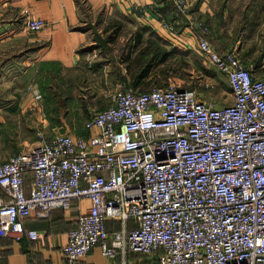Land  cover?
<instances>
[{"label": "built area", "instance_id": "2783aa9c", "mask_svg": "<svg viewBox=\"0 0 264 264\" xmlns=\"http://www.w3.org/2000/svg\"><path fill=\"white\" fill-rule=\"evenodd\" d=\"M170 1L187 14L189 0ZM45 26L26 22L31 32ZM195 28L197 52L226 77L232 103L217 107L172 84H119L81 134L39 133L0 162V237L39 241L25 221L60 209L72 222L63 264L95 247L122 264L128 253L158 264H264V81L235 52H217L203 22ZM110 220L122 229L108 232Z\"/></svg>", "mask_w": 264, "mask_h": 264}, {"label": "crops", "instance_id": "0c3cea01", "mask_svg": "<svg viewBox=\"0 0 264 264\" xmlns=\"http://www.w3.org/2000/svg\"><path fill=\"white\" fill-rule=\"evenodd\" d=\"M189 4L187 14L179 16L166 9L175 8L170 0H0V129L25 102L38 104L35 95L42 100L43 87L65 81L62 74L85 64L100 67L95 57L104 53L102 47L112 45L106 42L111 29L130 25L124 35L132 42L135 22L184 49L196 48L195 24L203 22L209 28L206 38L217 52H235L242 61L253 54L258 70H264V0H189ZM158 14L174 24L175 34L162 27ZM29 18L43 19L46 26L31 32L26 27ZM23 86L28 90L24 100ZM29 185L27 176L25 188ZM69 217L55 209L48 219L26 220L25 228L40 233L39 241L0 237L1 264H63L62 248L72 227ZM117 260L105 258L95 247L77 264H118Z\"/></svg>", "mask_w": 264, "mask_h": 264}, {"label": "rangeland", "instance_id": "374dc122", "mask_svg": "<svg viewBox=\"0 0 264 264\" xmlns=\"http://www.w3.org/2000/svg\"><path fill=\"white\" fill-rule=\"evenodd\" d=\"M133 24L132 33L135 35L139 26L136 22ZM130 29V25L124 26V30H121L123 33L117 37L112 29L108 32L113 34V42L112 45L102 47L104 53H98L95 57L96 61L101 62L100 67L98 63H93L90 67L85 64L77 71L62 74L66 80L55 81L53 90L55 96L51 103L43 96L38 104L34 101L30 105L29 102L28 104L25 102L19 113L15 112V116L0 129V161H5L35 145L39 133L46 138L66 132L73 135L81 134L87 119L109 104L110 96L119 84L139 91L165 88L172 84L177 88L194 91L198 100L212 103L217 107L232 102L226 77L202 59L197 52V45L196 48L194 46L184 49L168 42L166 44L157 42L154 38L151 39L155 44L164 47L173 55L168 57L166 63L158 66L156 64L142 85L134 88L131 85L132 79L127 63L123 62L126 50H131L132 46V42L124 35L126 31L130 32ZM139 48L135 47L134 51L138 52ZM171 48H177L179 53L171 51ZM135 54L133 53L131 58H134ZM252 55L243 59V62L249 67L254 65V76L264 81V70H258L256 58ZM164 69L167 70L166 74L163 73ZM27 92L28 90L23 86V100L27 97ZM117 261L121 264L122 260L118 257ZM145 263L158 264L157 257L137 253L126 254L125 264Z\"/></svg>", "mask_w": 264, "mask_h": 264}, {"label": "trees", "instance_id": "16d2710c", "mask_svg": "<svg viewBox=\"0 0 264 264\" xmlns=\"http://www.w3.org/2000/svg\"><path fill=\"white\" fill-rule=\"evenodd\" d=\"M166 9L170 10L171 12H174L181 15L175 8L172 7V5H167ZM165 16V15H164ZM164 19L166 21L167 17L165 16ZM169 22V21H168ZM116 27V26H114ZM121 26L116 27V30L113 32L115 35L119 34L121 32ZM118 29V30H117ZM145 33L149 34L148 37L144 41V35ZM113 34L109 35L106 39V42H113ZM132 38V46L131 50H126L125 58L123 59V62L127 63V67L129 68V72L131 75V85L136 88L138 86L142 85V82L147 78V76L150 74V72L153 70L155 65H161L167 62L168 57L173 55L171 52H167L168 50H165L164 47H160L157 44L154 43V41L151 38H154L157 42H163L166 44V41H163L159 37L153 33V31L148 30L147 28L138 27V31L133 35ZM105 42V43H106ZM145 42V43H144ZM135 47H140L138 49V52H135ZM172 49V48H171ZM171 51L177 52L179 51L177 48H173ZM135 54L134 58H131L132 54ZM177 52L176 54H178ZM175 54V53H174ZM167 70L164 69V74H166ZM56 77V74H55ZM58 77V75H57ZM54 86L42 88V92L47 99V102H52L54 100ZM88 120V119H87ZM84 127V126H83ZM133 224L131 222L128 223V228H132ZM106 228L108 232H113L120 229V223L107 221ZM120 259V257H119ZM158 261V260H157ZM148 264V263H145Z\"/></svg>", "mask_w": 264, "mask_h": 264}]
</instances>
